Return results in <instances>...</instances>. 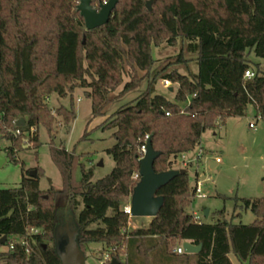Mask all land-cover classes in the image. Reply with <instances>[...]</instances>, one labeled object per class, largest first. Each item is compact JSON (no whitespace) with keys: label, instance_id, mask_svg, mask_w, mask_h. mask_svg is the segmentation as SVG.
I'll return each mask as SVG.
<instances>
[{"label":"trees","instance_id":"obj_1","mask_svg":"<svg viewBox=\"0 0 264 264\" xmlns=\"http://www.w3.org/2000/svg\"><path fill=\"white\" fill-rule=\"evenodd\" d=\"M105 1L91 4L98 9ZM146 1L118 0L105 24L87 30L78 0H0V140L9 142L4 155L17 163L18 151L37 149L43 126L62 181L59 190L40 189L42 170L36 167L19 187L0 190V264H61L54 233L68 216L84 255L88 244L98 243L100 255L106 251L118 264H155L157 256L168 264H188L190 258L195 264H232L230 253L242 264H264V197L235 204V210L252 212L249 224L232 223L224 210L215 212L213 222L195 220L188 211L194 187L187 171L156 191L164 200L155 217L127 228L130 217L122 208L138 181L133 176L145 135L160 152L153 169L162 172L198 147L202 133L243 116L248 105L264 118V0H153L151 10ZM163 47L177 51L158 61L153 49ZM246 70L251 78H244ZM144 80L140 96L98 126L114 130L115 143L105 150L114 167L92 180L81 156L55 142L57 127L67 135L76 117L73 91L82 88L90 99L91 121ZM158 80L176 85L174 101L156 93ZM51 95L69 96L70 105L50 107ZM185 240L200 243V252H173Z\"/></svg>","mask_w":264,"mask_h":264},{"label":"rangeland","instance_id":"obj_2","mask_svg":"<svg viewBox=\"0 0 264 264\" xmlns=\"http://www.w3.org/2000/svg\"><path fill=\"white\" fill-rule=\"evenodd\" d=\"M176 51L171 47H163L153 49V55L159 61L172 56ZM250 59L258 61L253 54L250 55ZM143 74L144 72H140V75ZM127 81L129 77L124 75L123 83ZM122 87L123 84L113 94H119ZM145 88L144 80L135 90L109 103L104 109V114L91 121H89L91 119L90 99L85 97L82 88H76L73 91L72 102L76 117L67 135L64 134L62 126L57 127L55 142L58 144L63 141L68 150L81 156L80 163L84 169L92 168V180L105 177L114 167V161L105 151L115 143L112 137L114 130H103L98 126L119 107L133 102ZM175 88L176 85L165 87L162 80H158L155 84L156 93L162 94L171 101H174ZM48 104L50 107L59 105L67 107L70 105V97L60 98L57 95H51L48 98ZM249 123H253L255 127L250 128ZM85 129L87 134L85 138H82ZM37 131L40 142L37 149L28 146L17 152V163L6 159L0 166V190L19 187L22 176L35 170L36 167L42 170L39 178L40 189L46 190L50 187L55 190L61 189V175L50 158L49 137L46 129L39 126ZM32 132H35V128ZM8 145L9 142L0 140L1 154L4 155V148ZM200 148H203L205 153L199 155ZM215 158H219L220 162L216 163ZM183 160L190 163L183 166ZM210 162H215L216 165L211 167ZM173 168L187 171L191 187L195 186L196 181L201 185L202 196L194 197L188 207V211L194 212L198 219L208 223L213 222L215 212L224 210L225 218L234 224L251 223L254 220L252 212L249 209L235 210L234 206L236 203L241 204V199L264 197V118L257 117L253 107L248 105L243 116L227 117L216 129L202 133L200 145L193 151L178 156L173 163ZM80 169V166H77L74 170L75 180H79L81 176ZM203 208L209 209L207 217L203 215ZM237 212L240 213L239 216H236ZM137 218L129 219L128 230L147 221L146 219L137 221ZM100 251V244H88L83 264H98Z\"/></svg>","mask_w":264,"mask_h":264},{"label":"water","instance_id":"obj_3","mask_svg":"<svg viewBox=\"0 0 264 264\" xmlns=\"http://www.w3.org/2000/svg\"><path fill=\"white\" fill-rule=\"evenodd\" d=\"M118 0H107L100 4L96 9L92 6L91 0H78L77 10L82 16L84 26L87 30L94 29L105 24L114 9ZM153 0H147L145 6L151 10ZM251 1V0H249ZM27 117L20 118L15 122L16 126L23 125ZM160 155V152L155 151L151 145L150 138L146 141L145 152L138 161V175L139 179L132 188L130 194V216L138 218H153L157 215L159 209L163 204V196L156 195V191L170 181L173 177L186 173L185 169H169L162 172H155L153 163ZM6 161L5 155L0 152V166ZM213 167V164L210 165ZM30 177L36 175V170L28 173ZM209 214L208 208H203V215L207 217ZM77 228L73 221L72 216H68L62 220L56 227L55 249L61 261V264H83L85 255L79 249L76 237ZM1 239V243L3 242ZM183 253L197 254L200 252L202 245L193 244L190 241H183L181 243ZM112 264H118L114 259L111 260Z\"/></svg>","mask_w":264,"mask_h":264},{"label":"built area","instance_id":"obj_4","mask_svg":"<svg viewBox=\"0 0 264 264\" xmlns=\"http://www.w3.org/2000/svg\"><path fill=\"white\" fill-rule=\"evenodd\" d=\"M252 76H253V73H252L250 70H246V71L244 72V78H251ZM162 83H163V85H164L165 87H168V86L171 85V83H170L168 80H162ZM249 127L253 129V128L255 127V125H254L253 123H249ZM18 133H19V131L16 130L15 134H18ZM148 138H149V136H148V135H145V143L142 144V145L140 146V151H141L142 155H143L144 152H145L146 141H147ZM199 151H200V152H199V155H201L203 152H202L201 150H199ZM182 155H183V154H182ZM182 155H181V156H182ZM198 158H199V156L197 157V159H198ZM215 162H216V163H219V162H220V159H219V158H215ZM189 163H190V162H187V161H184V160H183L182 165H183V166H187ZM133 177H134V179H139V175H138V173H135ZM201 196H202L201 185H200V183H199L198 181H196V184H195V186H194V197H201ZM122 209H123V212H124V213L128 214V216H129L130 218H132V217L130 216V203H129V202H128L126 205H124ZM192 214H193L195 220H200V219H198V218L195 216L194 213H192ZM34 232H37V231L35 230ZM8 247H9V248L12 247L11 243H9ZM8 247H6V248H8ZM174 251H175L176 253H178V254L183 253V249H182L181 246H178ZM111 260H112V258H110L109 253L106 252V251H104V252L100 255V258H99V260H98V264H107V263L110 262Z\"/></svg>","mask_w":264,"mask_h":264},{"label":"crops","instance_id":"obj_5","mask_svg":"<svg viewBox=\"0 0 264 264\" xmlns=\"http://www.w3.org/2000/svg\"><path fill=\"white\" fill-rule=\"evenodd\" d=\"M171 90V89H170ZM201 149V151L203 152V153H205L204 151H203V148H200ZM211 164H213V166H215L216 164H215V162H210V165ZM194 213V212H193ZM195 214V213H194ZM140 219H146L147 221H149L150 220V218H137V221L139 220L140 221ZM136 221V222H137ZM135 223V222H134ZM134 228H135V226H134ZM180 246H181V244H180ZM178 247V246H177ZM177 247H175L174 249H173V252H175L174 250L177 248ZM162 256H157L156 258H155V264H168L166 261H165V258L164 257H162ZM229 258H230V260H231V262H232V264H242V263H240L238 260H237V258L232 254V253H230L229 254ZM188 264H195L194 263V259L193 258H190V260H189V262H188Z\"/></svg>","mask_w":264,"mask_h":264}]
</instances>
